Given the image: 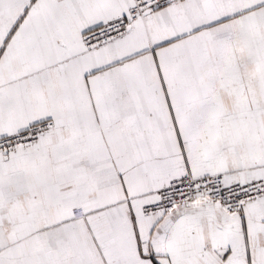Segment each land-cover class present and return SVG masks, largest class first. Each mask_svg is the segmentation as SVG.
Wrapping results in <instances>:
<instances>
[{"label":"snow or ice","instance_id":"obj_1","mask_svg":"<svg viewBox=\"0 0 264 264\" xmlns=\"http://www.w3.org/2000/svg\"><path fill=\"white\" fill-rule=\"evenodd\" d=\"M0 264H264V0H0Z\"/></svg>","mask_w":264,"mask_h":264}]
</instances>
